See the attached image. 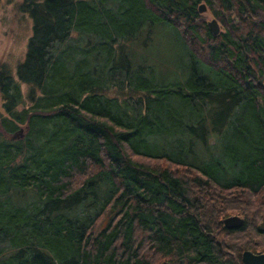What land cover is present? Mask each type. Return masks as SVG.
Masks as SVG:
<instances>
[{
  "label": "trees",
  "instance_id": "16d2710c",
  "mask_svg": "<svg viewBox=\"0 0 264 264\" xmlns=\"http://www.w3.org/2000/svg\"><path fill=\"white\" fill-rule=\"evenodd\" d=\"M20 9L32 19L25 56L15 76L0 66V264L264 253V0ZM159 30L179 51L163 77L135 61ZM229 215L242 225L226 228Z\"/></svg>",
  "mask_w": 264,
  "mask_h": 264
},
{
  "label": "rangeland",
  "instance_id": "374dc122",
  "mask_svg": "<svg viewBox=\"0 0 264 264\" xmlns=\"http://www.w3.org/2000/svg\"><path fill=\"white\" fill-rule=\"evenodd\" d=\"M21 2L22 0H0V66L2 64L7 66L13 76L17 65L25 56L27 42L32 33V19L27 12L21 11ZM203 14L207 21L212 19L209 12ZM135 59L138 64L142 59L145 60L154 67L155 76L163 77L176 70L179 65V51L169 34L159 30L142 53L136 49ZM26 88V84H21L23 95ZM244 113V119L247 120L249 115L246 116V112ZM0 115H3L1 95ZM228 141L224 142L228 143ZM231 145L234 147L235 143ZM234 148L238 149V147Z\"/></svg>",
  "mask_w": 264,
  "mask_h": 264
},
{
  "label": "water",
  "instance_id": "95a60500",
  "mask_svg": "<svg viewBox=\"0 0 264 264\" xmlns=\"http://www.w3.org/2000/svg\"><path fill=\"white\" fill-rule=\"evenodd\" d=\"M200 13L205 12V4H200L198 8ZM209 29L214 33L218 34L220 26L216 19H211L207 22ZM223 225L226 228H236L242 225V219L237 215H231L223 219ZM243 264H264V253H253L249 250H245L241 256Z\"/></svg>",
  "mask_w": 264,
  "mask_h": 264
}]
</instances>
